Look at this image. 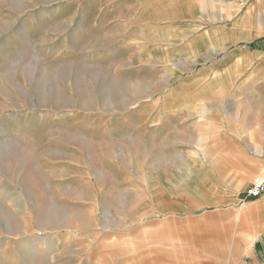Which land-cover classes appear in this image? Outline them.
<instances>
[{
  "label": "rangeland",
  "instance_id": "rangeland-1",
  "mask_svg": "<svg viewBox=\"0 0 264 264\" xmlns=\"http://www.w3.org/2000/svg\"><path fill=\"white\" fill-rule=\"evenodd\" d=\"M91 5L0 0V264H189L171 245L192 238L189 225L219 222L211 190L231 174L246 183L248 155L222 135L198 137L187 115H230L263 154L264 105L198 106L167 96L152 71H74L99 14ZM190 206L207 213L171 214ZM227 208L226 239L240 241L257 222L234 227Z\"/></svg>",
  "mask_w": 264,
  "mask_h": 264
},
{
  "label": "crops",
  "instance_id": "crops-1",
  "mask_svg": "<svg viewBox=\"0 0 264 264\" xmlns=\"http://www.w3.org/2000/svg\"><path fill=\"white\" fill-rule=\"evenodd\" d=\"M90 1L99 14L86 29L92 37L91 44L88 51L82 50L84 57L74 62V71L82 65L102 78L107 75L108 80H117L121 72L152 71L160 74V87L170 90L167 96L178 94L198 106L240 99L250 105L249 113L253 114L264 105V0ZM80 23H85L83 18L75 22ZM98 86H102L99 81ZM196 108L199 112L205 109ZM218 116L219 121L214 115H187L194 120L188 128L198 137L205 133L222 135L221 141L227 147L242 145L248 155L244 171L247 181L242 183L231 174L220 190L212 189L210 197L218 201L212 205L220 208L208 210L219 222L189 225L192 238L185 244H172L169 256L177 257L178 251L191 254L189 264H264V197L242 201L251 180L264 175V152L255 153L248 133L225 123L230 122V115ZM212 125L217 126L216 132L210 131ZM236 129L243 139L237 136ZM210 150V146L203 148ZM205 160L203 156L204 166ZM230 206L234 212L228 216H235V226L248 218L250 226L254 220L257 222L240 241L226 239L229 229L224 217ZM247 206L252 210L243 213L244 219L237 222L238 214ZM205 207L190 206L171 214L197 219L198 214L207 213ZM175 230L172 226L171 231ZM253 235L252 242L245 240Z\"/></svg>",
  "mask_w": 264,
  "mask_h": 264
},
{
  "label": "built area",
  "instance_id": "built-area-1",
  "mask_svg": "<svg viewBox=\"0 0 264 264\" xmlns=\"http://www.w3.org/2000/svg\"><path fill=\"white\" fill-rule=\"evenodd\" d=\"M264 197V177L256 178L243 194V202Z\"/></svg>",
  "mask_w": 264,
  "mask_h": 264
},
{
  "label": "bare ground",
  "instance_id": "bare-ground-1",
  "mask_svg": "<svg viewBox=\"0 0 264 264\" xmlns=\"http://www.w3.org/2000/svg\"><path fill=\"white\" fill-rule=\"evenodd\" d=\"M250 210H252V208H250V207H244L243 208V210H242V212L241 213H239L238 215L239 216H237V222H239V220L241 221L242 219H244L243 217H242V215H244L245 213H247L248 211H250ZM244 213V214H243ZM233 223H235L236 221L235 220H233L232 221ZM234 227H235V224H234ZM245 240L246 241H250V242H252L253 240H254V235H253V237H245Z\"/></svg>",
  "mask_w": 264,
  "mask_h": 264
}]
</instances>
